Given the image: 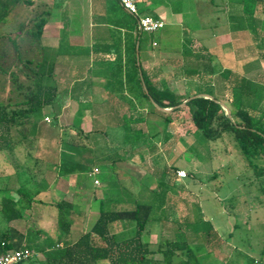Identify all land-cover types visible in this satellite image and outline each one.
Masks as SVG:
<instances>
[{
    "label": "rangeland",
    "instance_id": "1",
    "mask_svg": "<svg viewBox=\"0 0 264 264\" xmlns=\"http://www.w3.org/2000/svg\"><path fill=\"white\" fill-rule=\"evenodd\" d=\"M152 1L139 0L140 10L150 8ZM33 3L15 7L6 24L0 26V104H14L23 99L25 87L31 84L25 64L29 61L35 66L41 59L48 60L41 52V45L48 47L46 56H53L49 51L54 43L51 33L59 32L75 45L85 46L92 39L96 14L89 0H35ZM166 7L169 10L162 15L166 27L153 34L139 33L138 45L142 60L148 56L159 63L167 61L177 93H186L187 88L196 92L198 86L208 91L205 82L214 85L215 76L224 70L240 74L246 71L243 57H249L245 47L252 37L242 29L232 31L228 28V14L223 2L169 0ZM47 11L48 16L44 14ZM114 12L117 16L127 17L120 6ZM41 15L47 17L49 23L39 45L29 31L35 29L37 17ZM58 25H62L60 30L56 29ZM226 32L231 39L240 36L242 43L222 44L220 39ZM186 40L192 44L185 45ZM193 41L198 46L194 47ZM236 44L243 47L238 54ZM185 51L189 55L192 51L205 56L206 61H201V66L209 61L217 72L215 76L204 77L197 84L190 80L185 82ZM237 55L241 59H237ZM248 71L252 73L250 69ZM15 77L16 82L13 81ZM142 114L146 118L147 110L143 109ZM82 119L84 115L59 116L51 105L36 111L30 124L35 131L29 138L17 145L12 153L0 152V200L4 196L13 197L12 190L31 179L36 181V185H28L33 193L44 188L36 199L49 203L65 199L74 204H92L96 198H106L114 193L118 186L142 191L145 196L151 187L159 186L162 188L157 189L158 192H164L179 209H187L193 217L200 211L203 219L210 222L221 237L217 249L197 253L201 264H264V176L255 175L254 168L247 164L232 137L225 135L216 141L208 140L192 124L188 110L184 109L172 115L170 126L157 115H151L148 123L141 119L136 129L128 133L123 128L107 126V138L100 137L96 144L93 139L85 141L79 153L67 158L66 141L79 138ZM100 120L93 130H105L102 127L106 122ZM70 125H75V129L69 128ZM139 130L144 132L143 138L137 135ZM31 140H34L33 144ZM126 142L131 143L127 145ZM69 160L73 167L94 164L100 173L90 178L87 168H75L67 174L65 167L68 168L69 163L65 161ZM178 169L185 170L188 177H176ZM17 174H20V180ZM96 178L100 179L99 185L94 184ZM56 216L55 207L38 203L25 212L24 219L10 223V226L23 232L28 227L43 230V234L56 239L59 233ZM98 217L99 213L96 217L91 216L88 224L93 225ZM7 226V221L0 216V228ZM38 258L41 259V255Z\"/></svg>",
    "mask_w": 264,
    "mask_h": 264
},
{
    "label": "trees",
    "instance_id": "2",
    "mask_svg": "<svg viewBox=\"0 0 264 264\" xmlns=\"http://www.w3.org/2000/svg\"><path fill=\"white\" fill-rule=\"evenodd\" d=\"M254 1L256 6L254 12L252 14L244 12L251 18L257 9L260 10V5L264 4V0ZM33 2V0H0V26L6 24L7 18L15 7L20 4L31 6L34 4ZM121 10L127 17H122L115 24L131 30L132 33L125 64L126 83L130 85L131 90L134 87L136 91L140 89L143 105L146 103L148 111L146 118L141 114L138 121L144 118L148 123L151 115H157L170 126L173 123L172 115L187 109L192 124L199 132L211 141L222 139L225 135L232 137L247 164L254 168L255 175L259 178L263 177V83L249 80L231 70H224L217 77L209 61L208 64L201 66L200 62L206 59L205 56L192 51L191 55L184 52L185 78L195 81L197 84L199 81L202 82L204 77L215 76L214 85L212 82H205L208 84V91H204L198 86L196 92L187 88L186 93L178 94L167 84L154 82L142 64L140 45H138L140 34L137 30V19L127 14L123 9ZM44 14L48 16L49 12H44ZM43 15L37 17L35 29L29 31L31 38L39 45H41L45 26L49 22ZM140 15L150 16L151 13L145 9L140 10ZM252 19L254 21V18ZM22 28L23 26L19 31ZM251 30L254 40L252 55L259 60H264V37L254 22L251 23ZM189 44L191 45L192 41L189 43L186 40L185 45ZM17 58L20 60L21 56L18 55ZM30 63L27 61L25 66L29 71L27 76L31 80V84L25 87L23 99L14 104H0V152H14L17 145L27 140L29 135L35 131L30 127L32 115L46 106L54 105L56 101L57 87L53 81L54 67L49 68L48 60L45 59L35 66ZM21 68L19 67L20 70ZM113 72L115 75L121 74L123 67L119 65ZM15 80L17 77L13 81L16 82ZM209 84L211 85L209 86ZM20 87L22 88L21 85ZM203 95H209L213 99ZM187 100L189 101L187 102ZM185 102H187L186 105L181 107ZM220 103H226L229 106L231 115ZM143 108L145 107L143 106ZM163 109L173 110L164 112ZM108 117L111 122H116L113 124L114 127L123 128L127 133L132 129L128 117L119 115ZM139 131L137 135L143 138L144 132ZM106 133L105 130L98 129L86 133L79 129V140L69 138L66 141L67 158L74 157L79 153L80 148L85 146V141L93 139L96 144L100 137L107 138ZM130 138L132 139V137H126L127 140ZM31 141L33 144L34 140ZM129 143L131 142H126L127 145ZM155 148L156 146L153 147V149ZM65 163H69L68 168L65 164L67 174H70L69 170L75 168L91 170L94 167V164L91 167L79 165L73 167L70 160ZM17 176V179L20 180V174ZM174 176H176L175 172ZM30 183L36 185L35 179L22 183L17 189H14L15 197L4 196L0 200V216L9 224L4 229L0 228V256L22 249H30L35 252L30 260L19 264H201L197 252L204 249H217L221 243L218 232L210 222L203 219L200 211L195 217L188 212L179 218L174 209L176 208L175 203L171 202L164 192H158L157 189L162 188L159 186L145 196L142 191L136 194L132 192L124 194L122 189L107 195L101 202L99 217L92 228L83 233L75 242L70 243L67 241V237L72 233L75 215L78 213L74 204L65 199L51 203L37 200V196L44 188L33 193L28 188ZM118 188L120 187L118 186ZM38 203L50 204L57 209L56 219L59 233L56 239L43 234L45 233L43 230H33L28 227L27 231L23 232L10 226V223L24 219L25 212L33 209ZM121 204L127 206L120 207ZM158 223L163 225V230L170 224L174 225L175 231H183V237L178 239L163 235L158 247L153 249L145 237L149 234L150 228ZM39 255H41V259L38 258ZM156 255H160V259H157Z\"/></svg>",
    "mask_w": 264,
    "mask_h": 264
},
{
    "label": "crops",
    "instance_id": "3",
    "mask_svg": "<svg viewBox=\"0 0 264 264\" xmlns=\"http://www.w3.org/2000/svg\"><path fill=\"white\" fill-rule=\"evenodd\" d=\"M89 1L93 6V13L96 14L95 20L92 24V39L89 44L85 46L75 45L68 39H65L66 37H63V35L59 34V32H53L51 33V37L54 40V43L51 46L52 48H49V51H52L53 56H46L45 53L48 47H44L43 45L41 47V52L44 53L45 58L48 57V67H54L53 81L56 84L57 93L56 101L54 105L51 106L54 107L56 113L59 116L63 114L74 116L84 115V119H82L81 121L82 125L80 129L86 133H88L89 131H93V128L96 125L99 126V123L101 121L100 119H102L103 122H106V126L102 127V129L104 128L107 132V126L113 127V124L116 123L111 122L110 118L108 117L110 115L128 117L127 119H129L130 127L135 130L136 124L138 122H141L140 120L138 121V119L141 116L143 109L147 110V105L145 103V108H143L140 89L136 91L134 87V89L131 90L130 85L126 83L125 64L127 58V48L132 40L131 30L115 24L122 18L120 16H117V13L114 12L117 9L119 10L120 5L117 6L119 4H117L118 1ZM220 1L223 2L224 5H226V11L228 14L227 19L229 21L228 28L232 31L233 29H242L252 37L251 43L247 44V46L245 47L246 51L248 50L250 52H248L249 57H243L245 58V67L247 69L246 71L243 70L241 75L252 81H260L264 86V60H259L252 55L254 40L251 30V23L254 22L255 26L260 30L261 35L264 37V4H261L260 8L258 6L260 10L258 11L257 9L256 13L252 17L254 18L253 21V19L247 14H244V12H248L251 14L252 12H254L256 8V6L254 5V0ZM168 2L169 0H153L149 4L150 8L146 9L150 11V16L165 22V20L162 18V15L167 14L169 10L166 7ZM139 8L141 9L140 6ZM113 12L115 13L114 15ZM111 15L113 16L111 17ZM60 26H56V29L60 30ZM240 39H242L240 36H234V38L231 39L226 32L225 35H223L220 39V42L222 44L231 42L235 44L239 43L241 41ZM193 43L194 47L198 46L196 42L193 41ZM239 45L240 44H236L235 52L237 54L243 48ZM236 58L241 59L239 55H237ZM43 60L44 59H41L40 62H42ZM164 62L159 63L156 59L148 56H146V58L142 60L144 69L149 72V75L154 82L165 83L172 90H174V76L171 75L167 61ZM119 65L123 67V72L121 74L118 73L117 75H115L113 71L115 68H118ZM249 69L252 73H249ZM214 73L216 74L217 72L214 70ZM184 80L185 82L187 81L185 77ZM109 83H111L112 85H108ZM70 126L72 127L69 128L75 129V125ZM86 127H88V131H86ZM89 127L91 128L89 129ZM92 170L93 169L88 170L86 173L89 175ZM97 179L100 181L99 178ZM125 188V186H122L119 189H122L121 191L124 194L131 192L135 194L137 193L131 188H126L127 190ZM156 189L157 188L153 189L151 187L147 195H149L151 191H154ZM12 192H14V190H12ZM103 194L105 195V193ZM104 199L105 198H96L95 202H93L92 204L73 203L75 206V210L78 213L75 215L76 219H74L72 233L67 237L68 242H75L83 233L88 232L92 228L95 222L93 223V225H89L88 223L90 222V218L91 216H98V213H100L101 202ZM40 205L45 204L40 203ZM126 206V204L120 205V207ZM96 209L98 211L94 212ZM174 209L178 213L177 216L179 218L180 216L183 217L188 213V210H185L184 208L182 210L176 206V208ZM174 231V225L170 224L166 226L165 230H163V225L161 223H158L150 228V232L145 237V239L152 245L153 249H156L163 235L169 238L175 237L178 239L183 237V231ZM157 256L160 257V255H156V257ZM178 258H181V256H178Z\"/></svg>",
    "mask_w": 264,
    "mask_h": 264
},
{
    "label": "built area",
    "instance_id": "4",
    "mask_svg": "<svg viewBox=\"0 0 264 264\" xmlns=\"http://www.w3.org/2000/svg\"><path fill=\"white\" fill-rule=\"evenodd\" d=\"M35 1V0H33ZM120 7L129 15L137 19V30L139 33L153 34L165 28L166 24L160 19H156L152 16H141L139 9V0H117ZM156 46V43H154ZM50 121L49 118H46ZM100 173L99 169L93 168L89 173L90 178L98 176ZM177 176L181 179H186L188 173L185 170H178ZM100 181L96 178L94 180L95 185H99ZM35 252L30 249L15 250L9 252L3 256H0V264H19L30 260L34 256Z\"/></svg>",
    "mask_w": 264,
    "mask_h": 264
},
{
    "label": "water",
    "instance_id": "5",
    "mask_svg": "<svg viewBox=\"0 0 264 264\" xmlns=\"http://www.w3.org/2000/svg\"><path fill=\"white\" fill-rule=\"evenodd\" d=\"M203 96H205V97H207V98H210V99H213V97H211V96H209V95H203ZM188 101H189V100H187V102H188ZM187 102L183 103V104L181 105V107L185 106ZM220 104L224 107V109L227 111V113H228L229 115H231V110H230L226 105H224L223 103H220ZM172 110H173V109H171V110L163 109L164 112H171Z\"/></svg>",
    "mask_w": 264,
    "mask_h": 264
}]
</instances>
